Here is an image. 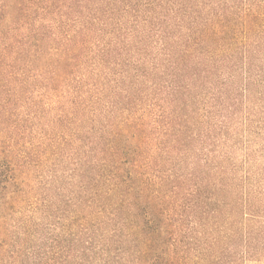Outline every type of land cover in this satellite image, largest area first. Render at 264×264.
I'll use <instances>...</instances> for the list:
<instances>
[{"label":"trees","instance_id":"16d2710c","mask_svg":"<svg viewBox=\"0 0 264 264\" xmlns=\"http://www.w3.org/2000/svg\"><path fill=\"white\" fill-rule=\"evenodd\" d=\"M41 226L38 264L264 261V0H0V264Z\"/></svg>","mask_w":264,"mask_h":264},{"label":"rangeland","instance_id":"374dc122","mask_svg":"<svg viewBox=\"0 0 264 264\" xmlns=\"http://www.w3.org/2000/svg\"><path fill=\"white\" fill-rule=\"evenodd\" d=\"M55 186L58 187V185H54V188L49 192V195L50 196H53L55 194V192L58 190L57 187H55ZM35 216L37 217L38 222L39 221L40 222L43 221V218L41 217V215L39 213H36ZM11 223H13V221H9V225H11ZM40 228L41 229L39 231L36 230V232L34 233V237L31 240L33 242L31 243V249H30V252H29L30 259L26 262L28 264H38V263H41V262H43V261L46 260L45 259L46 257L48 259V254L50 255V249L49 248H50L51 242L42 239L41 232H45L44 231L45 229L42 226ZM49 229H50L49 227H46V233H49L48 232ZM10 231H12V229H10ZM48 236L50 237V235H48ZM36 254H40V255H43L44 254V256L43 257H40V256H37ZM87 264H102V263H100V262H97L96 263V261L94 262V260L92 261V259H90ZM243 264H264V261H260L259 262V261L245 260L243 262Z\"/></svg>","mask_w":264,"mask_h":264}]
</instances>
